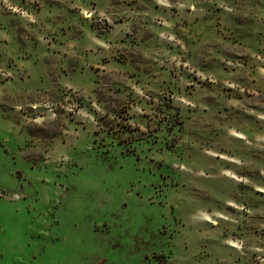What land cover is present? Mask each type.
<instances>
[{
	"label": "rangeland",
	"instance_id": "374dc122",
	"mask_svg": "<svg viewBox=\"0 0 264 264\" xmlns=\"http://www.w3.org/2000/svg\"><path fill=\"white\" fill-rule=\"evenodd\" d=\"M0 217V264H264V0H0Z\"/></svg>",
	"mask_w": 264,
	"mask_h": 264
},
{
	"label": "snow or ice",
	"instance_id": "6c2138e0",
	"mask_svg": "<svg viewBox=\"0 0 264 264\" xmlns=\"http://www.w3.org/2000/svg\"><path fill=\"white\" fill-rule=\"evenodd\" d=\"M6 227L7 222L3 219V217H0V244H2V240L4 238V230L6 229ZM84 264H88L87 256H85Z\"/></svg>",
	"mask_w": 264,
	"mask_h": 264
}]
</instances>
